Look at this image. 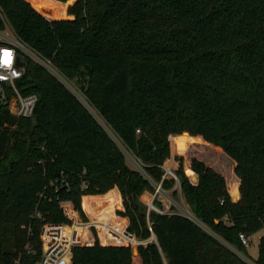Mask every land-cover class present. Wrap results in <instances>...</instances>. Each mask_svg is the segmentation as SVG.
I'll list each match as a JSON object with an SVG mask.
<instances>
[{
	"label": "trees",
	"instance_id": "16d2710c",
	"mask_svg": "<svg viewBox=\"0 0 264 264\" xmlns=\"http://www.w3.org/2000/svg\"><path fill=\"white\" fill-rule=\"evenodd\" d=\"M27 1L62 20H46L23 0H0L14 35L74 83L142 173L74 93L21 57L17 87L37 96L35 123L0 104V264L37 261L41 227L69 223L62 202L84 222L82 206L93 221L104 213L124 225L112 214L114 188L127 231L155 240L136 256L131 247H76L73 264H248L238 235L264 229V0H76L69 19L66 5ZM169 137L179 152L186 139L219 148L238 180L197 158L184 171L182 157L173 158L176 180L163 177ZM176 181L196 222L140 200ZM254 264H264V234Z\"/></svg>",
	"mask_w": 264,
	"mask_h": 264
},
{
	"label": "built area",
	"instance_id": "2783aa9c",
	"mask_svg": "<svg viewBox=\"0 0 264 264\" xmlns=\"http://www.w3.org/2000/svg\"><path fill=\"white\" fill-rule=\"evenodd\" d=\"M0 17L2 19L4 17L1 8ZM23 56L29 57L47 70L49 69L48 71L51 70L62 83L68 84L70 81H66L59 76L53 70L49 61L30 50L17 37L14 36L11 39L0 38V104L6 106L10 114L16 118H32L37 96L35 94L23 96L17 87V81L22 77V71L16 65V62L17 59L22 62L21 57ZM163 170V177L170 175L176 180L174 173L169 168H163ZM84 171L83 174L85 173ZM154 187H157V189L155 188V195H157L161 187L159 184L154 185ZM60 207L69 223L44 224L41 227L39 235L41 253L39 259L33 264H73V248L90 247L95 243L106 246L137 248L155 240L154 237L148 240H139L126 230L125 224L119 229L109 219L108 221L88 219L84 222L69 202H62ZM147 207L148 210H153L157 213L166 212L155 207L153 203ZM186 217L196 222L192 214ZM238 239L241 245L246 248L251 243V235L240 233ZM23 251L30 255L33 251L31 244L27 243L23 247ZM18 262L19 260H16L13 264H18Z\"/></svg>",
	"mask_w": 264,
	"mask_h": 264
},
{
	"label": "rangeland",
	"instance_id": "374dc122",
	"mask_svg": "<svg viewBox=\"0 0 264 264\" xmlns=\"http://www.w3.org/2000/svg\"><path fill=\"white\" fill-rule=\"evenodd\" d=\"M23 1L27 2L31 6V4L27 0H23ZM31 8L48 21L62 20V19H50L51 17L50 18L48 17L50 15V13L48 12L47 8H43L41 10L42 12L34 9L32 6H31ZM2 21H3V29L0 30V38L11 39L12 37L15 36L13 33V30H12L10 24L7 22V20L4 17H3ZM53 70L59 76H61L55 69H53ZM49 72H51L54 76H56L51 70ZM61 77L64 80L68 81L63 76H61ZM63 84H65V86L69 90H71L72 93H74L77 96V98L81 101V103L93 115V117L96 119V121L104 128V130L116 142V144L119 146V148L122 150V152L125 155L126 163H127L128 167L132 170H136V171L142 173V168L140 167L139 162L121 146L120 142L114 137L112 132L109 130V128L107 127L105 122L102 120V118L98 114V112L87 104L86 100L83 98L81 93L75 87L74 83L72 81H70V83H68V84H66V83H63ZM182 135L183 134H181L179 136H182ZM171 142H172V139L169 137L171 157L165 161L162 168H165V169L169 168L171 170V172L173 173V171L176 170L178 167V163L173 158L174 157H182L184 171H185V167L188 165L189 161L192 158H197V159L203 160L205 163H208L209 166H211L212 168L221 171V173L224 174V176L227 178V180L228 179L230 180V178H232V176H234V178L238 180V178L233 173L234 162L231 159H229L228 157H226L225 154H223L219 148L209 146V145L205 144L203 141L199 142V141L186 139V144H187L186 147L184 148V150L182 152H179V151H175L172 148ZM167 176L172 178V176H170V175H167ZM155 188L157 189V187H155ZM233 198H234V200H236L235 197H233ZM140 200L146 206H149L150 204L153 203L154 200H157L163 206V210H161V211H167L169 213L175 212V213H178V214L183 215V216H189V214H191L190 209H189L188 205L186 204V202H185V200H184V198L180 192V188H179L177 181H176V184L173 186V188H171L169 190L163 191V190L159 189V191L157 192V195H155V191H154V193L144 192L143 195L140 197ZM115 203L116 204H115V207H113L114 209H113L112 214L115 216V219H118V221L125 224L126 230H127L128 222L126 223V220H125L127 218L121 217L118 214V212L123 211V206H122L120 194L118 195V200ZM108 207H110V203L108 200L102 202V205L99 208V212H101L102 210H103V212H106ZM170 208H173V209L170 210ZM83 210H84L86 216L88 217V219L90 220V218H91V217H89L90 215L85 211V209H83ZM101 214L99 215L100 217H98V218H101V216H102L103 219L102 218L101 219L103 221L105 218H108V217H106V215L104 213L102 215ZM102 220L99 219L98 221H102ZM109 220L111 221V223L114 226H117V228L121 229L123 227V225L119 224V222H114L115 220H113V219H109ZM263 234H264V229H262V230L256 232L255 234L251 235V243L247 247V254L237 252L238 255L242 259H244L248 264H254V260L256 259L257 253H258L259 239ZM216 238L221 243L226 245L221 239H219L218 237H216ZM101 246H106V245H101ZM132 250H133V256H136L137 255V251H136L137 249L132 247ZM234 251L236 252V250H234Z\"/></svg>",
	"mask_w": 264,
	"mask_h": 264
},
{
	"label": "crops",
	"instance_id": "0c3cea01",
	"mask_svg": "<svg viewBox=\"0 0 264 264\" xmlns=\"http://www.w3.org/2000/svg\"><path fill=\"white\" fill-rule=\"evenodd\" d=\"M53 2H55V3H57L58 5H66L65 6V16H64V18L63 19H69V18H71V17H68L67 16V8L69 7V6H71L76 0H73L70 4H67V2H68V0H52ZM48 12L51 14V12L48 10ZM46 15V14H45ZM47 16V15H46ZM49 18L51 17L50 15L48 16ZM50 19H52V18H50ZM110 191H116L117 192V194L119 193L118 192V190L116 189V188H114V189H112V190H110ZM109 191V192H110ZM109 192H107L106 194H104V195H97V196H84V197H82V200H81V202L83 201V199L84 198H88V197H104L105 195H107ZM119 195V194H118ZM143 195V194H142ZM82 208H83V206H82ZM84 209V208H83ZM126 220V223L128 222V220L127 219H125ZM124 220V221H125Z\"/></svg>",
	"mask_w": 264,
	"mask_h": 264
},
{
	"label": "water",
	"instance_id": "95a60500",
	"mask_svg": "<svg viewBox=\"0 0 264 264\" xmlns=\"http://www.w3.org/2000/svg\"><path fill=\"white\" fill-rule=\"evenodd\" d=\"M16 65H17L19 68H21V67L23 66V63H22L19 59H17ZM31 121H32L33 124L35 123V121H34L33 118L31 119Z\"/></svg>",
	"mask_w": 264,
	"mask_h": 264
}]
</instances>
